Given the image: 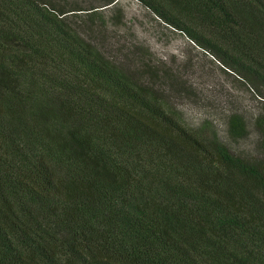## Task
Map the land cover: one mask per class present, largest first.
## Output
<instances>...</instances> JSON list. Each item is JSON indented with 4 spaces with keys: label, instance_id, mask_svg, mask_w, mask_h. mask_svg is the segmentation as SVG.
Here are the masks:
<instances>
[{
    "label": "trees",
    "instance_id": "obj_1",
    "mask_svg": "<svg viewBox=\"0 0 264 264\" xmlns=\"http://www.w3.org/2000/svg\"><path fill=\"white\" fill-rule=\"evenodd\" d=\"M138 1L264 97V0ZM80 9L0 0V264H264V114L234 152Z\"/></svg>",
    "mask_w": 264,
    "mask_h": 264
},
{
    "label": "rangeland",
    "instance_id": "obj_2",
    "mask_svg": "<svg viewBox=\"0 0 264 264\" xmlns=\"http://www.w3.org/2000/svg\"><path fill=\"white\" fill-rule=\"evenodd\" d=\"M51 1L57 7L81 8L68 13L76 24L101 18L107 28L97 40L99 47L110 57L132 62L140 57L152 66L154 76L162 77L159 83L169 106L186 124L196 127L209 121L234 152L255 151L254 120L264 114V97L209 51L138 0H117L106 8L101 7L102 0ZM235 112L243 116L247 127L246 136L238 140L228 134L229 116ZM33 227L39 229L38 223Z\"/></svg>",
    "mask_w": 264,
    "mask_h": 264
}]
</instances>
